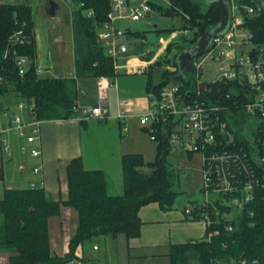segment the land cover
Returning a JSON list of instances; mask_svg holds the SVG:
<instances>
[{"label": "trees", "instance_id": "obj_1", "mask_svg": "<svg viewBox=\"0 0 264 264\" xmlns=\"http://www.w3.org/2000/svg\"><path fill=\"white\" fill-rule=\"evenodd\" d=\"M70 1L75 5L72 18L75 77L60 79L40 77L37 73L31 7L24 3H0V96L14 93L24 101H32L35 104L34 114L40 120H62L74 114L78 80L101 76L113 80L117 75L111 58L98 43L95 32L96 26L107 19L111 9L110 0ZM167 2L166 7L155 3L150 5L163 16L179 18L180 29L193 30L192 38L186 40L178 36L182 43L172 41L166 48L165 57L175 51L168 61L176 66L175 59L181 51L193 45L206 30L218 25L221 9L210 0ZM245 26L251 33L254 49L263 47L264 7L258 14L248 17ZM153 31L159 39L175 30ZM125 33L131 44L128 55H139L142 60H150L157 48L153 50L148 47L145 33L128 29ZM15 34L17 40L13 43L11 41ZM141 39L146 42L142 44L139 42ZM146 49L149 52L144 53ZM6 50L15 51L29 60L23 75L18 73L10 57H4ZM161 65L162 61L158 60L155 66H150L146 80L148 89L156 90L170 81L186 82L184 72L178 70L172 73L162 69L159 81L153 83L152 69ZM220 88L221 94L227 91L224 85ZM232 96L235 97L232 102L245 100L237 94ZM239 106L233 110L236 114ZM240 130L241 126L237 125L235 135L242 137L244 144H241L246 147L244 136L239 135ZM251 134L264 140V121L260 120ZM157 137L153 161L146 162L139 154L122 157L123 191L120 195L108 194L106 175L98 170H85L80 158L72 159L66 167L68 195L65 201L54 199L43 189H4L0 193V249L10 254L9 264L67 263L74 259L77 246L93 237L108 234L112 237L123 234L127 239L138 237L141 227L138 211L149 202L157 203L165 211L172 209L178 195L174 189V172L167 165V142L162 136ZM244 150L246 152L247 148ZM256 175L263 186L255 188L254 201L245 207L241 217L233 220L234 231L228 234L221 229L210 241L201 238L171 245L168 252L170 264H209L211 259L222 260L224 264H240L241 260L246 264H264V181L258 172ZM62 206L76 211L78 225L69 241L68 254L59 257L50 249L48 220L59 215ZM191 219L197 220L198 216L193 215Z\"/></svg>", "mask_w": 264, "mask_h": 264}, {"label": "built area", "instance_id": "obj_2", "mask_svg": "<svg viewBox=\"0 0 264 264\" xmlns=\"http://www.w3.org/2000/svg\"><path fill=\"white\" fill-rule=\"evenodd\" d=\"M160 1L168 4L167 0H110L107 19L96 26L95 32L98 43L111 58L116 72L126 68L121 64L122 60L139 59L138 56L128 55L131 44L125 33L127 29L120 28L116 21L138 22L154 10L150 4H161ZM226 2L230 8L226 32L214 37L203 54L191 59L190 71H184L186 82L170 81L156 90L148 89V110L138 117L150 141L157 142V136H162L169 153H186L189 157L200 155L202 198L185 207L184 215L190 218L198 216L204 224L203 238L207 241L217 236L221 229L228 234L234 231L233 220L241 217L245 207L254 201L255 188L263 186L257 172L264 181V140L251 134L250 139H245L246 147H243L242 137L235 135L237 122L245 121V117L264 121V46L254 49L251 33L245 26L248 17L262 10L264 0ZM114 12L117 15L114 16ZM16 35L11 42H16ZM139 42L144 44L146 41L141 39ZM147 52L149 49L144 53ZM158 53L151 60L154 61ZM4 57H10L18 73L24 74L29 63L26 57L10 50L4 52ZM209 62L216 66L215 79L202 81L201 72ZM128 69L134 71L136 68ZM162 69L172 73L178 71L177 66L171 64ZM110 85L108 77L97 78L96 106L79 107L76 104L73 111L89 119L103 120L107 112L106 90ZM223 85L227 91L221 94L220 87ZM234 94L243 96L245 100L232 102ZM238 105L237 116L233 110ZM34 107L32 101H24L19 96L12 100L5 95L0 96V149L6 157L11 156L9 136L12 132H16L17 140L25 143L36 141L40 119L36 118ZM26 128H30L29 133L25 132ZM244 148H247L246 152ZM27 154L37 157L39 151L31 149ZM23 167L19 166V170ZM40 170V167H33L32 173L36 176ZM28 188L42 189L43 181L30 182ZM210 194L215 198L209 197ZM209 264L224 262L211 259ZM240 264L246 262L241 260Z\"/></svg>", "mask_w": 264, "mask_h": 264}, {"label": "crops", "instance_id": "obj_3", "mask_svg": "<svg viewBox=\"0 0 264 264\" xmlns=\"http://www.w3.org/2000/svg\"><path fill=\"white\" fill-rule=\"evenodd\" d=\"M0 3L19 2L0 0ZM25 3L31 7L33 14L37 73L59 79L74 78V3L70 0H25ZM53 18L59 20L56 24L59 26V34L53 29ZM131 60L138 61V64ZM130 61L122 60L121 64L126 68L118 70L113 80L109 79L111 85L106 90L107 112L103 120L89 119L79 112H74L67 119L40 120L37 139L33 143L17 140L16 132L11 133V156L6 157L0 149V185L9 172L6 180L8 187L0 189V193L6 188H28L30 182L39 183L42 180V189L48 195L65 201L68 195L66 167L75 158L81 159L85 170H98L106 175L108 194L122 193V157L126 154H139L146 162H150L156 156V144L149 140L144 126L139 123L138 117L143 113L124 115L119 104L124 94L141 101L143 93L147 95L148 92L146 80L149 62L140 57ZM133 66L136 69L129 71L128 68ZM123 75H145L146 79H139L136 86L127 85L123 83ZM96 81L89 77L78 80L77 106H96ZM10 94L6 95L9 100L16 98ZM118 115L123 117L119 118ZM25 132L29 133L30 128H26ZM31 149L39 151V156H28L27 152ZM21 165L24 167L19 170ZM36 166L41 170L35 176L32 168ZM184 208L174 205L165 211L157 203L149 202L138 211L141 220L138 237L127 239L123 234L116 237L109 234L93 237L78 245L74 259L64 264H71L72 261L76 264H170L168 252L171 245L198 240L205 235L203 222L184 215ZM77 225V213L68 206H62L59 215L49 218L48 236L53 254L59 257L68 254L69 241ZM9 257L7 251L0 249V264H9Z\"/></svg>", "mask_w": 264, "mask_h": 264}, {"label": "rangeland", "instance_id": "obj_4", "mask_svg": "<svg viewBox=\"0 0 264 264\" xmlns=\"http://www.w3.org/2000/svg\"><path fill=\"white\" fill-rule=\"evenodd\" d=\"M19 3H25V0H18ZM161 3V2H160ZM163 7L167 6L166 2H162L160 4ZM113 15H117V12H114ZM53 23V29L56 34H59V26L57 27L56 24H58L57 21L58 19H52ZM180 20L179 18H171L169 16H163L159 14L157 11L153 10L150 15L146 16V18L141 19L138 22H132L129 20H117L116 23L120 28H126L130 31L134 32H142L145 33L147 41H148V47L152 48L155 52H159V49L161 50V53H158L156 59L153 60H147L144 59L143 61L149 62L148 68H150L151 65L155 64L159 61H162V68L164 66L170 65L171 62L168 61L174 54L175 51H172V53L168 56L165 57V51L167 46L172 42V41H177L178 43H182L181 39H177L178 36L183 37L184 39L192 38L193 30H182L180 29ZM148 25H151L148 27ZM156 25V28L153 26ZM158 29V30H170L173 29L175 31H172L169 35H162L159 39L158 36L156 35V32L153 30ZM157 31V30H156ZM47 36V34H46ZM45 36V37H46ZM158 45V46H157ZM150 54V53H149ZM155 54V53H154ZM154 54L151 56L153 59ZM139 56V55H138ZM140 57V56H139ZM130 62H134L135 64H138V61L136 60H131ZM141 64V63H139ZM159 66L158 68L152 69V78H153V83H157L159 81V72L162 70L160 69ZM201 80L202 81H213L215 79L217 70L215 64L209 62L206 65H204L203 70L201 72ZM123 73H121L122 75ZM119 75V76H121ZM40 77H51L46 74L39 75ZM117 76V77H119ZM123 83L127 85H133L136 86V83L138 82L139 79L143 78L144 80L145 75L143 76H131V75H123L122 77ZM146 86V85H145ZM129 88V87H128ZM11 97H16L17 96L12 93L10 94ZM143 99L141 101L135 100L128 95L124 94L122 97V101L119 102V104L122 106V111L125 114H132L135 112L138 113H145L148 110V103H147V96L146 93H143ZM131 99V100H129ZM84 103L83 101H81ZM117 102V101H116ZM115 102V104H116ZM239 120V117H238ZM245 121L243 122H237V125H240L242 128V131L240 130V134L245 137V139L248 137L249 139L251 138L249 135H251V131L254 129L256 123L259 122L258 120H254L253 118L248 119L247 117L244 118ZM149 138V137H148ZM150 140V139H149ZM153 142V141H151ZM155 144V142H153ZM192 159L188 158L186 153H169L167 156V165L169 168L172 169L174 172V189L178 193L175 205L179 207H187L192 204L194 201H199L202 196L200 193L201 187H202V169H201V157L198 154L193 155L191 157ZM153 159V158H150ZM9 172L6 173V177L3 181V184L0 185V189H3L5 187H8V182L7 176ZM13 185V184H11ZM212 199L215 198L213 194H210Z\"/></svg>", "mask_w": 264, "mask_h": 264}, {"label": "water", "instance_id": "obj_5", "mask_svg": "<svg viewBox=\"0 0 264 264\" xmlns=\"http://www.w3.org/2000/svg\"><path fill=\"white\" fill-rule=\"evenodd\" d=\"M210 1L216 2L219 5L221 9L220 21L217 26L206 30V32L203 35H201L193 45L187 47L177 55L175 62L180 72L190 71L189 63L191 59L194 56H199L203 54L210 46L212 39L218 35L224 34L228 29V25H229L228 15L230 12L229 4L226 2V0H210ZM153 27L156 28V25H154Z\"/></svg>", "mask_w": 264, "mask_h": 264}]
</instances>
